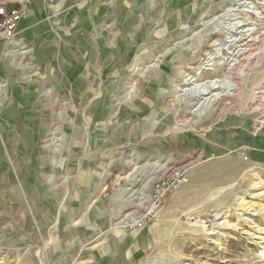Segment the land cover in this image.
<instances>
[{"label": "rangeland", "instance_id": "374dc122", "mask_svg": "<svg viewBox=\"0 0 264 264\" xmlns=\"http://www.w3.org/2000/svg\"><path fill=\"white\" fill-rule=\"evenodd\" d=\"M228 15L258 36L243 56ZM15 32L0 264H264V0H35ZM228 73L219 113L183 96Z\"/></svg>", "mask_w": 264, "mask_h": 264}, {"label": "bare ground", "instance_id": "6f19581e", "mask_svg": "<svg viewBox=\"0 0 264 264\" xmlns=\"http://www.w3.org/2000/svg\"><path fill=\"white\" fill-rule=\"evenodd\" d=\"M235 11H237V9L233 8V9H229L227 13H231ZM227 13L225 14V16L227 15ZM232 16L233 15H228L229 23L226 26V29L231 34V36H229L230 39L228 41L229 47H234L236 45L235 47H239L237 54L243 56L245 55V53L249 51V47H251V45H253L258 40V36H255L254 32H252L250 28L243 30V26L245 24L239 21L236 22L235 20L237 18H232ZM240 28L242 29L240 30ZM215 57L216 56H214L211 59L213 60L215 59ZM242 59L243 58H241V62H242ZM236 60L237 59L235 58V59H232L231 61L232 70L234 68V64H236L235 62H237ZM243 60L245 61L242 62V69H241L242 71L246 70L251 63L252 65H254L255 62H258V58L254 60L253 58L246 57ZM235 70H236V67H235ZM237 70H238V67H237ZM197 74L200 75L201 73L198 71L196 72V75ZM196 75H193L190 77L186 75V77L180 76L178 78L179 81L185 80V85L183 86L185 88L181 89L183 96L186 99H189L191 101L195 100L196 104L200 105L201 107L203 106L213 107L214 111H217V113H219L220 111H222V108H223V107L220 108L222 106V101L227 97L234 96L236 89L238 87L236 82L233 80V75L231 73H228L222 79H214L206 83H198L195 77ZM186 123H189V122L186 121L185 124ZM182 125H184V123H182Z\"/></svg>", "mask_w": 264, "mask_h": 264}, {"label": "built area", "instance_id": "2783aa9c", "mask_svg": "<svg viewBox=\"0 0 264 264\" xmlns=\"http://www.w3.org/2000/svg\"><path fill=\"white\" fill-rule=\"evenodd\" d=\"M33 1L35 0H20L15 7L11 8L6 2H0V41L13 42L16 25L26 16L27 5ZM162 173L169 182L164 186L165 191H175L185 182V176L180 167L168 166Z\"/></svg>", "mask_w": 264, "mask_h": 264}]
</instances>
